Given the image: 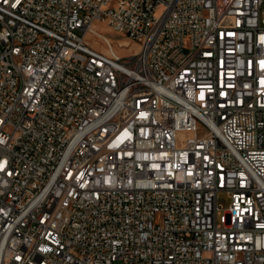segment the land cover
Wrapping results in <instances>:
<instances>
[{
	"label": "built area",
	"instance_id": "obj_1",
	"mask_svg": "<svg viewBox=\"0 0 264 264\" xmlns=\"http://www.w3.org/2000/svg\"><path fill=\"white\" fill-rule=\"evenodd\" d=\"M263 1L0 0V264H264Z\"/></svg>",
	"mask_w": 264,
	"mask_h": 264
},
{
	"label": "rangeland",
	"instance_id": "obj_2",
	"mask_svg": "<svg viewBox=\"0 0 264 264\" xmlns=\"http://www.w3.org/2000/svg\"><path fill=\"white\" fill-rule=\"evenodd\" d=\"M262 19H264V1L262 5ZM93 28L101 33L104 34L107 38H109L113 44V47L115 51L118 53V55L121 56H127L130 52H133L136 50V45L133 44L126 36L119 35L117 33H114L109 28H107L102 23H95ZM89 40L92 42V44L95 47L101 48V51L107 53L105 47L103 45H100L96 38L89 37ZM122 46H127L129 48H122ZM218 204L222 207L223 211H227L230 207V200L228 199L227 195L225 193L220 194Z\"/></svg>",
	"mask_w": 264,
	"mask_h": 264
}]
</instances>
